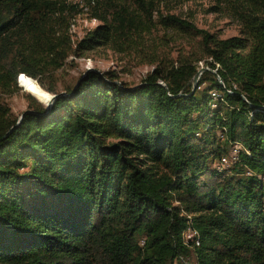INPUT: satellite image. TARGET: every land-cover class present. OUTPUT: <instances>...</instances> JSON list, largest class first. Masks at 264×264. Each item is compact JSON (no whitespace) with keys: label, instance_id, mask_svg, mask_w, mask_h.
Instances as JSON below:
<instances>
[{"label":"trees","instance_id":"trees-1","mask_svg":"<svg viewBox=\"0 0 264 264\" xmlns=\"http://www.w3.org/2000/svg\"><path fill=\"white\" fill-rule=\"evenodd\" d=\"M214 1L240 34L161 0H0V91L25 72L58 95L47 108L28 93L20 122L0 98V264H264V0ZM81 12L100 22L74 40ZM159 26L201 54L135 85L89 68L59 89L71 54L134 51Z\"/></svg>","mask_w":264,"mask_h":264},{"label":"rangeland","instance_id":"rangeland-1","mask_svg":"<svg viewBox=\"0 0 264 264\" xmlns=\"http://www.w3.org/2000/svg\"><path fill=\"white\" fill-rule=\"evenodd\" d=\"M214 4V0H161L160 7L164 12L170 11L192 19L199 27L206 28L220 37L240 34V23L228 12L213 8ZM72 22V37L77 40L88 30L96 27L100 20L91 17L88 12H81ZM199 44V37L159 26L153 33L147 34L144 44L134 51L120 52L109 46H98L85 51L82 55L71 54L57 71L58 86L59 89H63L66 84H75L78 77L89 68L114 70L118 75L116 79L135 85L140 83L158 62L175 61L184 55L198 57L201 54ZM199 65L200 70L205 67V61L200 60ZM204 70H201L199 79ZM22 77L26 79L21 80ZM22 77L20 78L22 85L18 82L19 89L13 92L0 91V98L11 107L12 113L19 117L28 108V93H34L33 95L44 105H47L51 97L50 92L47 93L38 80L35 81L29 76ZM218 163V159L212 162L216 167ZM187 260L194 262V255Z\"/></svg>","mask_w":264,"mask_h":264},{"label":"built area","instance_id":"built-area-1","mask_svg":"<svg viewBox=\"0 0 264 264\" xmlns=\"http://www.w3.org/2000/svg\"><path fill=\"white\" fill-rule=\"evenodd\" d=\"M212 94L216 98H218V97L223 98L222 93L218 90L213 89ZM240 147H241V144H235V146L232 147V149H231L230 157L223 156L221 158V160H219L218 167L221 168L224 165H226L229 161L236 160V158L238 157V151H239ZM185 234H186V238L195 239L197 243L200 242L199 237H198V232L196 229L189 227Z\"/></svg>","mask_w":264,"mask_h":264},{"label":"water","instance_id":"water-1","mask_svg":"<svg viewBox=\"0 0 264 264\" xmlns=\"http://www.w3.org/2000/svg\"><path fill=\"white\" fill-rule=\"evenodd\" d=\"M206 67H202L197 73H196V75H195V77H194V85L196 86L197 85V83H198V79H199V74H200V72H201V70L202 69H205ZM21 74H25V72H21V73H19V75H18V82H19V84L20 85H22L21 83H20V76H21ZM28 75V74H27ZM33 78V77H32ZM35 79V78H34ZM47 90V89H46ZM48 91V90H47ZM50 92V91H49ZM32 93V92H31ZM51 93V97H50V99L47 101V108H50L51 107V105H52V103H53V101L55 100V98L58 96L57 95V93H52V92H50ZM32 94H34V93H32ZM28 110V109H27ZM27 110H25L23 113H22V115L20 116V118H19V121L18 122H20V120L22 119V117H23V115L25 114V112L27 111ZM12 128H14V126L12 127ZM9 132V131H8Z\"/></svg>","mask_w":264,"mask_h":264},{"label":"bare ground","instance_id":"bare-ground-1","mask_svg":"<svg viewBox=\"0 0 264 264\" xmlns=\"http://www.w3.org/2000/svg\"><path fill=\"white\" fill-rule=\"evenodd\" d=\"M22 76H28V75H26V74H21V76H20V78L22 77ZM30 78H32L31 76H29ZM19 78V79H20ZM32 79H34V78H32ZM35 81H36V79H34ZM47 93H49V91H47ZM49 94H51V93H49Z\"/></svg>","mask_w":264,"mask_h":264}]
</instances>
